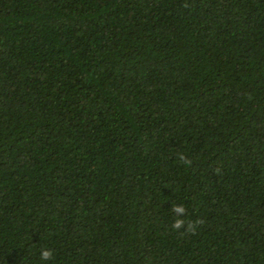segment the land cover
<instances>
[{"label":"trees","instance_id":"trees-1","mask_svg":"<svg viewBox=\"0 0 264 264\" xmlns=\"http://www.w3.org/2000/svg\"><path fill=\"white\" fill-rule=\"evenodd\" d=\"M0 264H264V0H0Z\"/></svg>","mask_w":264,"mask_h":264},{"label":"clouds","instance_id":"clouds-1","mask_svg":"<svg viewBox=\"0 0 264 264\" xmlns=\"http://www.w3.org/2000/svg\"><path fill=\"white\" fill-rule=\"evenodd\" d=\"M179 159L186 163V164H191V160L188 159V157L184 154H180ZM174 211H176L178 213V218L176 220H174L172 227L176 230H179L181 228L185 227V219L181 218L182 214L186 211V208L182 205V206H174ZM202 223V221H196V222H191L189 221L187 224V228L186 231L191 232L193 234H195L196 230H197V226ZM54 253L52 250L50 249H45L42 253H41V259L42 260H50L52 259Z\"/></svg>","mask_w":264,"mask_h":264}]
</instances>
